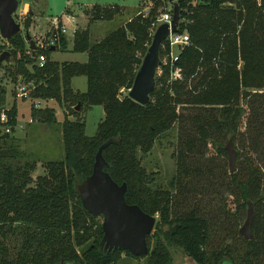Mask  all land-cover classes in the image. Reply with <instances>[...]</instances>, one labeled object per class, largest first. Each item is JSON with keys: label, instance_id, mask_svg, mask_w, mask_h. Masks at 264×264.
Wrapping results in <instances>:
<instances>
[{"label": "trees", "instance_id": "trees-1", "mask_svg": "<svg viewBox=\"0 0 264 264\" xmlns=\"http://www.w3.org/2000/svg\"><path fill=\"white\" fill-rule=\"evenodd\" d=\"M152 2L147 16L134 7L132 16L100 39L92 40L88 28L78 29L72 50L86 53L85 63L53 61L50 48L27 53L22 33L7 40L13 80L33 85L32 122H56L54 109L34 107L38 101L53 100L65 112L60 123L63 158L44 161V172L35 178L36 160L27 159L31 153L20 148L19 138L0 128V264H116L120 252L139 258L100 246L101 217L84 209L74 187L76 178L92 173L96 152L109 139L114 142L102 150L104 170L117 184L126 183V202L158 214L169 225L167 237L196 264H264V0H177V31L187 32L190 44L161 63L149 101L142 105L128 92L151 43L150 29L157 27L160 14L173 11V3L171 10L164 9L167 0ZM125 8L95 4L88 22L114 20ZM32 17L28 11L25 29ZM164 44L169 52L167 40ZM59 47L66 49L67 39L62 37ZM162 52L160 47V58ZM40 53L46 57L41 66L36 63ZM176 70L179 77H172ZM77 76L86 77L83 92L71 86ZM95 105L103 107L104 117L88 136L83 113ZM3 111L15 125L16 106L6 108V89L0 84V115ZM170 129L176 130V172L165 187L154 182L140 155ZM224 140H231L237 153L227 187L237 207L244 209L249 202L254 207L252 238L235 228L233 242L212 247L214 219L197 206L175 207L174 197L177 190L193 188L186 180L204 175L203 169L212 174L204 161L208 145L226 155ZM239 214L233 213L231 222L237 223ZM157 228L155 223L147 236L148 247ZM141 258L145 264L170 261L157 238Z\"/></svg>", "mask_w": 264, "mask_h": 264}, {"label": "rangeland", "instance_id": "rangeland-1", "mask_svg": "<svg viewBox=\"0 0 264 264\" xmlns=\"http://www.w3.org/2000/svg\"><path fill=\"white\" fill-rule=\"evenodd\" d=\"M26 2L32 6L35 17L32 18V22L28 29H25L22 26L21 33L25 36V33L28 31V34L34 41L37 37L46 33L53 18L59 16L66 6L72 8L70 14H73L76 19L77 29H82L87 24L94 26V28H92V40H95L100 38L104 33L116 28L119 24L125 22V20L132 16L133 13L131 10L134 7L139 8L141 13H144L149 11L150 7L153 5L152 0H18V9L27 7L25 6ZM92 2L101 5L125 4L128 6L126 8L123 7V9L125 8L124 12L114 20L107 22H88V11L91 6L89 7L84 4H91ZM164 5V9H172L171 2L168 0ZM163 14L158 16L157 21L155 22L157 26L164 22L162 21ZM156 28L150 29L152 35ZM103 31L104 33H102ZM72 42L73 41L70 39L67 41L66 49L57 46L54 50H50L49 58L58 62L73 61L85 63L87 61V55L82 52L73 51ZM26 43L28 44V41H26ZM9 49L10 46L7 43V40H3L0 35V55L3 52L9 54L8 59L0 61V84L6 89V108L12 104L15 98V88L17 84L22 82L21 78L14 81L11 76V71L14 70V59L11 56ZM169 49L170 51L167 52L166 45L164 44L161 46V51L163 52L160 60L163 64L168 63L170 59L179 52V47L177 46H169ZM160 72L161 69L159 66L156 70V75L160 74ZM172 77H174V74ZM71 86L74 90L80 92L85 91L86 77L77 76L72 78ZM31 103L30 96L25 101L17 99V103L14 105L17 107L18 120L13 133L20 140V148L24 150L25 153H31V157H28L26 154V158L36 160V167L32 173V177L35 178L37 175L44 172V161H58L63 158L60 123L63 120L65 111L55 102H42L40 107H51L54 109L56 122L46 124L34 121V123H32L35 128L30 130L28 127H30L29 124L31 125L29 120H32ZM83 116L85 120V134L93 136L97 130L98 123L104 117L103 107L101 105H95L83 113ZM24 127L26 129H24ZM228 141L229 140H224L223 145H226ZM175 148L176 130L170 129L168 132L157 138L149 153L140 155L142 165L149 173H153L154 182H157L160 185L163 184L165 187L168 186L169 180L176 172ZM207 156L209 159H205L204 161H206L208 168H211L212 174H206V169H203L202 173L204 175L199 174L197 178L194 179L193 177L190 181L187 179L186 184L193 183V188L192 186H189V189L184 192L177 190L174 202L175 207H179L181 210L197 206L201 210L204 209L206 211L205 214L214 219V227H216V230L213 232L211 231L213 238L210 240L212 247H214L221 242L230 243L231 241H234L232 238L233 230L237 228L239 231V228L243 225L246 219L247 207L244 209L237 207L238 200L232 196L231 189L227 187L231 178L227 154H217L209 144L207 148ZM195 166L198 165L196 164L193 167ZM235 166H237V163ZM238 211L240 212V219L237 223L231 222L230 218L233 213L238 215ZM225 215L227 216V219H223ZM155 217L158 226L156 238L158 243L162 244L164 250L169 254V264H196V262L185 253L183 247L177 241L171 240L167 237L169 225L162 222L158 214L155 215ZM100 219L102 222V217ZM156 238H154L149 245L150 251H152L155 246ZM118 257L116 264H145L146 262V258L130 257L125 252H120Z\"/></svg>", "mask_w": 264, "mask_h": 264}, {"label": "water", "instance_id": "water-1", "mask_svg": "<svg viewBox=\"0 0 264 264\" xmlns=\"http://www.w3.org/2000/svg\"><path fill=\"white\" fill-rule=\"evenodd\" d=\"M173 3L172 18L162 22L155 29L151 43L142 59L141 65L135 75L128 95L131 99L144 105L149 101V95L155 87L156 70L161 65L159 49L169 34L177 31L180 20L177 0H168ZM18 0H0V35L3 40H8L17 33H21L22 26L15 19L18 9ZM25 39L30 49L36 50L35 41L31 39L28 31ZM54 50V47L51 48ZM9 54L3 52L0 61L8 59ZM114 140L104 142L96 152L93 170L85 178H76L74 187L80 197L82 206L88 213L95 217H102L103 236L100 246L108 252L115 249L129 251L133 256H145L148 251L147 236L154 230L155 215L143 211L136 204H128L125 200L126 183L117 184L104 170L106 161L102 150ZM228 156L230 173L236 171L237 153L231 140L225 145ZM254 218V207L251 202L247 204V214L239 233L247 240L252 238L250 226ZM232 264L228 261L222 264Z\"/></svg>", "mask_w": 264, "mask_h": 264}, {"label": "built area", "instance_id": "built-area-1", "mask_svg": "<svg viewBox=\"0 0 264 264\" xmlns=\"http://www.w3.org/2000/svg\"><path fill=\"white\" fill-rule=\"evenodd\" d=\"M28 14V10L27 9H17L16 13H15V19L17 22H19L21 24V26H23L24 23V19ZM143 16H147L148 15V11L142 13ZM172 18V15L165 13L163 14L162 17V21H170V19ZM77 24H76V20L73 16L67 14V13H61L59 16H56L53 18V20L51 21L48 30H46V33H44L43 35L39 36L36 38L35 40V45H36V49L39 50H45L48 48H56L57 46L60 45V41L61 38H65V39H72L74 38L76 31H77ZM167 43L170 47L173 46H177V47H184V46H188L190 44V37L189 34L187 32H174V33H170L168 38L166 39ZM27 53H30L32 50L29 47V44H27ZM177 55H175L172 59H174ZM36 63L38 65H43L46 61V57L43 53H40L37 56L36 59ZM174 76L179 77V70L177 72V70L174 72ZM32 84L29 83H24V82H19L15 88V95L17 98H26L29 97L30 95V91L32 88ZM41 101H38L35 103L34 107H40L41 105ZM32 120H29V123H31ZM17 123V120H16ZM16 123L15 125H11L9 123V118L6 115V113L3 111L0 115V128L2 129L1 133H13L16 127Z\"/></svg>", "mask_w": 264, "mask_h": 264}, {"label": "crops", "instance_id": "crops-1", "mask_svg": "<svg viewBox=\"0 0 264 264\" xmlns=\"http://www.w3.org/2000/svg\"><path fill=\"white\" fill-rule=\"evenodd\" d=\"M81 4H84V3H81ZM95 4H98V3H94V2H92L91 4H84V5H87V6H93V5H95ZM98 5H101V4H98ZM116 5H118V4H116ZM25 6H27V7H25L24 9H27L30 13H32L33 14V17H35V15H34V11H33V9H32V6L29 4V3H25ZM101 6H108V5H101ZM120 6H122V7H127L128 5H125V4H121ZM90 7V8H91ZM71 9V10H70ZM70 11H72V8H70L69 6H66L65 7V9H64V11L62 12V13H67V14H69V15H71V16H73V14H70L71 12ZM32 17V18H33ZM74 17V16H73ZM75 18V17H74ZM76 20V19H75ZM100 23H102V22H100ZM99 23V24H100ZM85 28H88L89 29V32L92 34V28H94V26H91L90 24H87L86 26H84L82 29H85ZM102 33H104V31L102 32ZM103 36V35H102ZM101 36V37H102ZM100 37V38H101ZM99 38V39H100ZM70 38H68L67 39V41L69 40ZM71 41H73L72 39H70ZM73 43V42H72ZM29 44V43H28ZM57 48V47H56ZM55 49V48H54ZM86 54V53H85ZM87 55V54H86ZM16 92V91H15ZM29 97H26V98H17L16 97V95H15V98H14V100H13V102H12V104L11 105H9V107L8 108H11L12 107V105L13 104H15L16 105V103H17V99H20V100H23V101H25V100H27ZM48 102H54L53 100H48ZM16 110H17V107H16ZM64 110V109H63ZM16 120H18V118H17V116H16ZM34 123V122H33ZM32 122H31V124H33ZM28 127V126H27ZM24 129H26L25 127H24ZM12 135H15L14 133L12 134ZM17 137V136H16Z\"/></svg>", "mask_w": 264, "mask_h": 264}]
</instances>
